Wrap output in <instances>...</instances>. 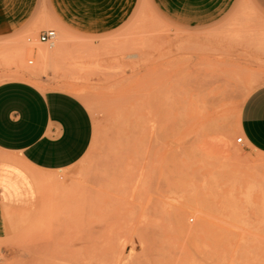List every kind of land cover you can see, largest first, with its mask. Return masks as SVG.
Masks as SVG:
<instances>
[{"label":"rangeland","instance_id":"374dc122","mask_svg":"<svg viewBox=\"0 0 264 264\" xmlns=\"http://www.w3.org/2000/svg\"><path fill=\"white\" fill-rule=\"evenodd\" d=\"M192 3V21L170 13ZM12 80L75 95L93 138L61 172L17 163L32 193L5 214L0 264H264V154L240 132L264 0H140L101 36L27 29L0 38Z\"/></svg>","mask_w":264,"mask_h":264},{"label":"crops","instance_id":"0c3cea01","mask_svg":"<svg viewBox=\"0 0 264 264\" xmlns=\"http://www.w3.org/2000/svg\"><path fill=\"white\" fill-rule=\"evenodd\" d=\"M139 3L140 0H0V38L48 25L83 35H106L124 25ZM169 8L170 13L190 21L189 16L202 6L192 3ZM240 132L251 148L264 154V86L245 101ZM92 138V117L75 95L62 90L43 91L23 80L0 84V251L5 214L32 193L31 177L17 163L38 173L61 172L83 158ZM5 156L16 157L17 162Z\"/></svg>","mask_w":264,"mask_h":264},{"label":"built area","instance_id":"2783aa9c","mask_svg":"<svg viewBox=\"0 0 264 264\" xmlns=\"http://www.w3.org/2000/svg\"><path fill=\"white\" fill-rule=\"evenodd\" d=\"M39 40L42 43L53 47L55 45V43H56V40H57V32L55 30H53V29L45 30L42 33H40ZM237 141L239 143H242L243 142V138H239Z\"/></svg>","mask_w":264,"mask_h":264},{"label":"bare ground","instance_id":"6f19581e","mask_svg":"<svg viewBox=\"0 0 264 264\" xmlns=\"http://www.w3.org/2000/svg\"><path fill=\"white\" fill-rule=\"evenodd\" d=\"M52 49V48H51ZM50 56V55H49ZM31 63V62H30Z\"/></svg>","mask_w":264,"mask_h":264}]
</instances>
